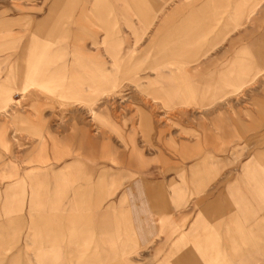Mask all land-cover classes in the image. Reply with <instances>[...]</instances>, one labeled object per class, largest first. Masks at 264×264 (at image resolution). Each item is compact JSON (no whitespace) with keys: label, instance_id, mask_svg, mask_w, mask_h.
<instances>
[{"label":"rangeland","instance_id":"obj_1","mask_svg":"<svg viewBox=\"0 0 264 264\" xmlns=\"http://www.w3.org/2000/svg\"><path fill=\"white\" fill-rule=\"evenodd\" d=\"M129 1L84 0L61 5L52 4V0H0V264H46L38 260L34 245L26 244L29 233H34L28 223L32 187L58 181L62 186L53 192V197L59 201L57 214L66 215L64 203L68 201L63 197L64 188L67 186L71 191L83 179L96 182L103 173L108 192L103 207L121 203V223L126 236L132 235V229L135 234L129 247L132 251L124 259L132 264H156L170 250V230L165 228L158 234V224L149 220L167 217L174 224L180 223L187 213L204 212L207 202L223 198L227 179L237 177L246 162L252 163L256 154L264 150V40L248 42L249 37H245L212 66L213 56L222 55L229 43L246 33L252 24L264 27V0H233L239 2L228 8L217 5L212 10L204 21L206 33L200 39L202 51H208L203 62L207 70L191 77L192 84L199 88L205 79L207 90L186 92L188 96L158 95L152 92L157 85L135 86V78L143 72L124 74L113 68L119 58L129 55L131 48L117 49L115 40L107 41L108 34L102 33L100 27L93 28L100 32L96 35L99 43L92 44L87 36L84 42L91 44L86 51L72 48L78 37L73 34L59 36L63 40L52 46L45 37L34 35L43 29L41 21L51 9L63 13L68 7L63 18L71 20L72 25V19H80L90 7L101 10L111 8L113 3L128 7ZM162 1L167 0H152V13L140 16L131 12L135 34L145 31L151 34L164 14L177 6L181 10L176 17L180 18L200 3H209V0H169L163 5ZM256 5H259L257 13L250 15ZM159 9L163 11L157 13ZM155 13L157 16L150 25ZM107 19L111 21L110 28L122 29V34L133 40L122 16L112 11ZM189 31V27L181 29L171 35L169 43L157 47V53L171 50L173 61L180 65L174 69L188 70L189 66H181V60L188 56L196 59L194 45L191 48L185 42L182 53L177 44L186 39L185 33ZM259 35L253 33L255 37ZM142 44L141 55L146 52ZM65 46L69 47L65 50ZM55 47L60 48L53 50ZM91 57L108 61L103 68L109 70V75L97 73L95 69L100 68L96 66L76 65L88 63ZM234 58L238 80L224 85L239 87L214 90L213 78ZM68 61H74L75 65L62 67L61 73L55 75L54 63ZM91 74L99 76L98 80L90 81ZM182 79L180 76L174 81L184 89L190 81ZM257 97L260 99L255 100ZM103 109L110 118L94 119L90 113L99 114ZM194 169L197 181H204L200 188L204 192L191 196L187 195L186 181ZM140 178L163 189L161 198L167 203L164 209L154 206L148 212L137 197L138 191L140 195L145 191L143 185L136 188ZM14 182L19 184L9 191L8 185ZM173 182L181 184L180 196L186 199L182 201V209L172 204ZM7 203L12 204L9 210L4 207ZM5 211L7 218H24L26 223L9 224L5 232ZM153 235L158 237L148 243ZM123 241L126 240L121 236L119 243ZM5 249L9 251L6 255ZM229 251L244 252L243 257L233 260L234 264H264V234L249 243L239 242ZM16 254L19 257L12 262ZM122 259L118 257L117 261Z\"/></svg>","mask_w":264,"mask_h":264},{"label":"crops","instance_id":"obj_2","mask_svg":"<svg viewBox=\"0 0 264 264\" xmlns=\"http://www.w3.org/2000/svg\"><path fill=\"white\" fill-rule=\"evenodd\" d=\"M168 1H162V4L167 5ZM223 1L209 0L207 4L200 3L191 12L185 13L180 18L176 17L181 10L177 6L171 12L169 11L164 14L161 22L151 34H147L145 31L138 35L137 33L135 34V24L131 19V12L140 16L152 13L154 10L152 0H130L128 7H123L120 3H113L111 8L107 7L101 10H95L94 7H90L92 9L89 8L86 13L83 12L80 19L73 18L72 25H69V21L71 20L65 17L63 18L66 15V9L68 7H66V11L64 10L63 13H58L54 8L41 21L43 29L39 30L38 33H34V35L38 38L45 37L46 43H50V46H52L56 42L58 43L63 40L59 36H71L73 34L78 37L75 38V43L72 42V48L74 50L86 51L88 50L87 45H90L91 42L94 45L99 43L96 35L100 32L93 28L100 27L103 30L102 33L105 32V34H108L106 37L108 38L107 41L115 40L117 49L120 46L131 48L127 57L123 55L117 62L115 60L116 67L113 66V68L118 71L121 70L124 74L137 75L143 72L144 74H140L135 78V86L143 88L157 85L152 92L158 95L170 97L176 95V93H183L188 96L189 94H186V92L196 93L207 90L205 79L203 81L204 85L201 88L195 87L191 82L192 76L200 75L203 71L207 70L203 62L208 51L203 52L200 43L202 34L206 33L204 21L206 18H209L212 10L217 5L228 8L239 2H234L233 0ZM80 2H84V0H52L51 3L69 5L70 3ZM258 9L259 5H256L251 10L250 15H255ZM112 11L123 17L125 25L132 31L130 35L134 37L133 40H129L127 35L122 34V29L110 28L111 21L107 17ZM162 11L163 9H159L157 13ZM156 16V13L152 16L150 25L154 23ZM91 17L96 18V22L92 21ZM252 25L246 33L233 39L222 55L213 56L212 66L218 64L221 56L233 51L237 41L244 40L245 37H249V39L247 38L248 42L252 39L264 40V27H255L254 24ZM188 27L191 31L187 32V34L185 33L184 39H186L179 41L177 44H180L179 50L182 53H184L183 44L185 42H189L191 48L194 45L196 59L189 58L188 56V58L185 57L181 60V66H189L188 70H186L187 68L185 69L186 71L182 67H180L181 69H174L171 50L166 52L165 49V53H157V47L169 43V39H172L171 35L173 33L180 32L181 29L186 30ZM22 33L18 35L22 37ZM253 33H260V35L255 37ZM148 35L150 36L146 40L145 38ZM87 36H90L92 40L91 42L85 43L84 41L89 38ZM142 41L145 44H142ZM140 44L145 46L146 49L143 55L139 51ZM68 47L65 46L64 49L66 50ZM59 48L55 47L53 50ZM152 51L153 53L151 54L150 52ZM74 61L72 63L68 61L65 64L59 63L56 65L54 63L52 66L54 74L61 73L59 69L62 67L67 68L72 66ZM107 63L108 61L103 62L101 58L91 57L88 63L76 65L99 67L100 69H95L96 72H100L102 76H105L109 75V70L103 68ZM235 64V58L227 61L225 64L226 69L219 73L217 77L213 78L215 83L214 90H220L222 92L227 89L235 90L239 87L237 84L224 85V83H232L238 80V67ZM193 65H196L198 68H191ZM186 75L189 78L184 79ZM180 76L183 77L182 80L190 81L184 89L179 86L177 87V82L174 81L176 77ZM98 78L99 76L95 74L89 76L90 81H96ZM262 96H264V90ZM258 99L260 98L257 97L255 100ZM91 112L93 113L94 119L96 116H107L110 118L106 109H103L99 114L96 111ZM133 129L134 127L131 128V132H133ZM87 142H91V140ZM140 169H144V166H141ZM104 178V173L100 175L96 182L93 180H80L82 179L80 176L78 179L81 183L76 188L69 191L66 186L63 193L64 199L68 201V204L66 202L64 203V209H68L66 215L57 214L60 210L57 206L59 201L53 197V192H57L62 186L58 181L55 184L47 183L32 187L30 195L31 213L28 223L34 233H29L26 244L34 245V250L38 254L39 261L46 262V264H132L129 259L125 260L124 257L132 251L129 247L131 237L135 236V234L132 229V235L130 237L129 235L126 236V228L124 229L121 223V218L123 217L121 203L118 205L109 203L107 207H103L108 197V192L105 190ZM227 180V188L222 196L223 198H220L221 200L218 198L207 202L204 212L187 213L186 217L180 223L175 222L174 224L171 223V219H166L167 217H160L158 220H149L152 224H158V234L163 232L165 228H169L168 230H170L168 237L170 250L156 264H234L233 260L243 257L244 252L235 251L230 253L229 248L237 247L239 242L249 243L263 236L264 150L256 154L252 163L246 162L237 177ZM187 181L186 183H189L187 195H199L204 192L200 189L204 181H197L196 169L192 170L191 176ZM17 184L19 183L14 182L8 185V190L11 191V189L17 187ZM154 184L156 183L143 178H140L139 182L135 184L136 188H139L140 185L144 186V194L140 195L138 191L137 197L142 201L143 205L147 206L148 212L154 206L163 209L167 206V203L161 198L164 194L162 192L163 189ZM172 186V204H174L175 208L179 207L182 209V205L184 204L182 201L186 199L180 196L181 184L173 182ZM4 207L5 210H9L12 204L9 205L7 203ZM4 215L6 219L5 227L3 225L5 232L10 227L9 224L26 223L24 218H7L8 212L6 211ZM121 236H124L126 240L122 244L119 243ZM157 237L158 235H153L148 243H151ZM7 252H9L8 249H5V255ZM1 253L2 251H0V255ZM18 257V254L14 255L12 262L17 260ZM118 257H123L124 260L117 261ZM245 264H249V262Z\"/></svg>","mask_w":264,"mask_h":264},{"label":"bare ground","instance_id":"obj_3","mask_svg":"<svg viewBox=\"0 0 264 264\" xmlns=\"http://www.w3.org/2000/svg\"><path fill=\"white\" fill-rule=\"evenodd\" d=\"M224 1H225V0H224ZM224 1H223V2H224ZM86 34H87V33H86ZM171 38H172V37H171ZM172 65H173V67H179V66H180V65H179L177 62H175V61L172 62Z\"/></svg>","mask_w":264,"mask_h":264}]
</instances>
